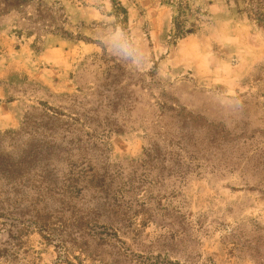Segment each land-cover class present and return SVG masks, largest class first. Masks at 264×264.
Returning <instances> with one entry per match:
<instances>
[{
	"label": "rangeland",
	"instance_id": "1",
	"mask_svg": "<svg viewBox=\"0 0 264 264\" xmlns=\"http://www.w3.org/2000/svg\"><path fill=\"white\" fill-rule=\"evenodd\" d=\"M241 2L0 15V215L64 240L0 219V264H264V28Z\"/></svg>",
	"mask_w": 264,
	"mask_h": 264
},
{
	"label": "trees",
	"instance_id": "2",
	"mask_svg": "<svg viewBox=\"0 0 264 264\" xmlns=\"http://www.w3.org/2000/svg\"><path fill=\"white\" fill-rule=\"evenodd\" d=\"M30 0H24L27 3ZM19 0H0V15L11 10L13 7L17 6ZM244 7L239 6L236 3L238 13L245 14V16L255 22L258 26L264 28V0H242L241 2ZM187 7L180 6L177 11V15L174 19V36L175 38H181L186 36L189 32L193 31V25L188 22L186 17ZM71 190L67 187L66 192L71 193ZM59 210V209H58ZM56 210L55 213H61L62 211ZM0 219L7 220L12 223H17L20 226L32 227L41 232L46 240L57 241L58 245H62L64 240L60 234L59 229L54 228L50 219L46 217L33 216L30 218H18V217H4L0 215ZM101 228H106L101 226Z\"/></svg>",
	"mask_w": 264,
	"mask_h": 264
}]
</instances>
